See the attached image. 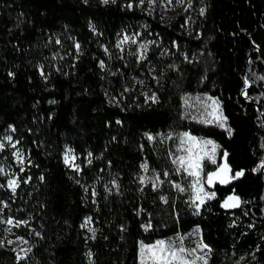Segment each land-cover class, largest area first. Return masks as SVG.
Segmentation results:
<instances>
[{
	"label": "trees",
	"instance_id": "trees-1",
	"mask_svg": "<svg viewBox=\"0 0 264 264\" xmlns=\"http://www.w3.org/2000/svg\"><path fill=\"white\" fill-rule=\"evenodd\" d=\"M139 32L156 41L145 60L119 47ZM152 70L155 103L141 88ZM197 94L219 100L228 129L190 119L184 97ZM181 133L218 144L205 176L225 153L243 172L199 210L174 188L176 152L160 140ZM10 135L26 169L10 190L12 152H0V264H139L141 243L195 229L208 264H264V0H191L171 22L140 0H0V140ZM146 172L162 183H141ZM230 196L241 205L225 209Z\"/></svg>",
	"mask_w": 264,
	"mask_h": 264
},
{
	"label": "rangeland",
	"instance_id": "rangeland-1",
	"mask_svg": "<svg viewBox=\"0 0 264 264\" xmlns=\"http://www.w3.org/2000/svg\"><path fill=\"white\" fill-rule=\"evenodd\" d=\"M190 5L191 0H140L141 8L145 9L152 17L158 14L164 22H171L177 16L184 14L189 9ZM149 35H151V33ZM149 35L143 34L142 32L137 34H124L119 42V47L123 52L136 51L138 58L140 60H145L150 53L152 46L156 43V41L151 39ZM150 77L151 80L142 81L141 88L144 90L146 100L148 102H153V95H155L156 101L158 99L157 89L159 88V82L154 70L150 72ZM151 81H154L155 83L154 88L150 87ZM184 108L192 121L218 126L222 129H228L226 119L222 113L221 104L216 98L200 94L185 96ZM189 137H194V139H189ZM160 138L161 142L166 143L169 147L171 146L170 148L176 152V159L173 162L179 181L174 183V188L180 193H188L191 204L197 210H199L205 202L215 197V193L214 196L211 195L213 194L211 189L216 184H228L243 175V172H238L235 175L232 174L225 155L222 164L215 171L211 172L216 173V176L211 182H209L208 176L211 173L205 176L204 163L216 164L218 162L220 149L216 142L211 139L193 136L190 133H181L175 137L174 135H161ZM205 141H211L212 143L206 144ZM0 145H3V147H0V152L5 149H9L10 152H12L14 164L5 162L1 167L2 173L8 178V188L13 191V187L9 184V181L15 180L17 182L15 187L16 190L19 184L17 169H20L21 172L25 171L26 157L19 148L18 142L15 141L11 135L2 138L0 140ZM214 145L215 150H213ZM66 156L68 157V162H65L66 165L73 170L79 169L77 157L70 147H67L65 150V157ZM190 163L193 165L198 163L199 168L189 167ZM225 165H227V169H225ZM239 173H242V175H238ZM141 179H143V183L152 182L157 185L162 183L159 176L153 178L149 176L147 172ZM228 198L226 200H228ZM201 201L203 202L201 203ZM225 201L223 202V205ZM230 203L232 202L230 201ZM241 203L242 202L239 198L238 206L236 207H239ZM236 207L224 208L233 209ZM9 221L11 220L5 221L6 243L13 248L19 259H25L29 255L31 247L27 240L16 236V224L13 221ZM85 225L91 230L89 221H86ZM159 241L165 242V248H170L171 250L176 251L178 256H183L185 264H208L209 249L208 247H203L205 244H203L201 240L200 231L198 229H195L188 234H178L168 240ZM157 242L158 241L143 244L156 245ZM180 248L185 250L184 253H179L178 250ZM151 256L152 254L147 251H145L142 256L140 248L139 264H141L142 260L143 264H154ZM173 264H177V262L174 261Z\"/></svg>",
	"mask_w": 264,
	"mask_h": 264
},
{
	"label": "snow or ice",
	"instance_id": "snow-or-ice-1",
	"mask_svg": "<svg viewBox=\"0 0 264 264\" xmlns=\"http://www.w3.org/2000/svg\"><path fill=\"white\" fill-rule=\"evenodd\" d=\"M103 2L108 3L109 0H103ZM113 2H114V0H113ZM101 67H103V62H101ZM152 100H153V102L156 101L155 95H153ZM185 135H187V134H185ZM149 139H151V137H149ZM189 139H194V137H189ZM205 143L210 144L212 142L211 141H205ZM13 146H15V145H13ZM0 147H3V145H0ZM213 150H215V145L213 146ZM225 155H227V154L225 153ZM65 162L66 163L68 162L67 156L65 157ZM182 163H183V161H182ZM144 167H146V165ZM189 167H195L198 169L199 164L196 163L195 165H193L190 163ZM224 167H225V169H227V165H225ZM238 175H242V173H239ZM215 176H216V173L209 174V176H208L209 182H211ZM41 179H43V177H41ZM143 182H144L143 179H141V183H143ZM113 183H114V186L118 187V185H115V182H113ZM9 184L13 187V191H15V187H16L17 182L15 180H10ZM211 195L214 196V193ZM230 201L232 203H230ZM238 201H239L238 197H229L228 200L225 201L223 206L224 207H236V206H238ZM202 202L203 201H201V203ZM9 222H11V221H9ZM164 243H165L164 241H158L156 245H145L142 243L140 246L141 255L143 256L145 251L150 252L152 254L151 258L154 261V264H173L174 261L177 262V264H185L183 256H178L176 251H173L170 248H165ZM203 247L207 248V245H204ZM178 251H179V253H184L185 250L183 248H180ZM141 264H143V260L141 261Z\"/></svg>",
	"mask_w": 264,
	"mask_h": 264
}]
</instances>
